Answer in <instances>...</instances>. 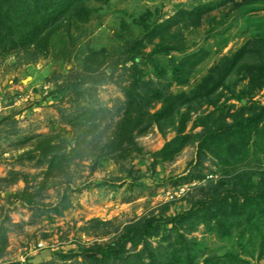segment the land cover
<instances>
[{
	"label": "rangeland",
	"instance_id": "374dc122",
	"mask_svg": "<svg viewBox=\"0 0 264 264\" xmlns=\"http://www.w3.org/2000/svg\"><path fill=\"white\" fill-rule=\"evenodd\" d=\"M221 1H90L89 22H66L52 36L46 55L0 50V264L28 257L33 264H116L121 262L117 256L91 261L81 250L111 244L149 217H173L198 203L209 211L196 225H162L128 255L145 250L143 264H151L148 254L158 264L162 259L184 264L185 254L186 264H213L235 252L244 264H264V239L245 241L243 250L238 228L224 230L230 224L226 216H220L226 233L218 235L214 226L222 210H234L243 195L258 193L264 184V120L235 137L207 133L235 122L222 120L227 112L252 102L264 107V88L251 101H241L245 72H234L216 93L181 108L189 115L183 135L192 140L174 156L163 159L160 152L177 136L179 116L136 134L126 153L103 151L125 111L123 88L130 84L132 64L136 79L145 84L137 93L157 86L189 94L248 41L264 40V1L239 9L228 3L196 27L172 25L178 36L169 54L155 52L158 39L144 41L136 62L127 54L128 44L179 10ZM200 50L204 59L186 83L172 82L174 67ZM92 52L105 55L95 71L85 68ZM257 62H264V55L242 63ZM157 70H164V77ZM160 107L154 103L150 110ZM88 109L101 110L94 124L72 121ZM47 141L60 149L47 153ZM55 156L60 159L54 161ZM27 195L34 197L30 204ZM131 247L127 243L126 249Z\"/></svg>",
	"mask_w": 264,
	"mask_h": 264
},
{
	"label": "trees",
	"instance_id": "16d2710c",
	"mask_svg": "<svg viewBox=\"0 0 264 264\" xmlns=\"http://www.w3.org/2000/svg\"><path fill=\"white\" fill-rule=\"evenodd\" d=\"M90 1L105 3L110 0H0V50L3 52L14 50L17 53L32 51L35 55H46L50 48L52 36L62 29L66 22L71 20L83 24L89 22L90 11L87 9V4ZM260 1L264 0H222L217 5H199L192 10H179L170 19L150 28L143 39L135 40L128 44L127 54L136 62L137 54L145 47L144 41L152 42L154 39L159 40L155 44V52L169 54L171 50L176 49L170 43L175 41L178 36V33L171 32L172 25L183 23V27L185 28L196 27L209 12L218 6H227L228 3H231V9H239L240 7L252 5ZM258 54L260 56L264 55V40L253 39L248 41L231 57L226 58L221 66L217 65L213 68L211 70L212 73L204 79V83L189 94L184 92L175 94L168 90V88H159L157 86L145 93H137L136 89L145 84L136 79L137 66L132 64L128 68L133 73L130 76V84L123 88L127 98L126 108L118 122L113 138L109 139L103 148V151L105 150L104 153L110 155L118 152L120 154L126 153L128 151L127 146L135 144L134 139L136 134H144L153 124L161 125L162 122L172 121L175 116H179L177 136L168 142L160 152L163 159L174 156L192 140L189 135H183L189 120V115L181 112L183 106L197 98L210 97L225 86L226 80L234 72H245L248 81L246 89L242 92L241 101H251L257 92L264 88V62L242 63L249 56H258ZM204 55L202 50H200L184 57L174 67L171 81L176 82L178 85L186 83L189 75L193 73L204 59ZM104 58L105 55L99 57V53L92 52L85 59V68L89 71H95L103 64ZM156 73L161 77L165 75L164 70H157ZM158 102L161 103L160 109L151 112V107L154 103ZM100 113L101 110L88 109L72 121L83 120L93 123L96 119L100 118ZM228 117L236 119L235 122L225 124L219 129H207L208 136L219 138L224 134H229L235 137L250 129L252 130L264 120V107L256 106L252 102L249 105L241 106L234 113L227 112L224 116H221L222 120H226ZM47 142L48 146L46 143H41L48 147L47 153L60 149L58 145L51 146L50 141ZM56 159H60V157L55 156L54 161ZM225 194L229 195L230 193L225 192ZM24 198L29 204L34 201V197L31 195H27ZM242 198L241 204H237L234 210H222V214H218L219 217L216 216L214 224L218 235L226 233L222 230L223 221L220 218V216H226V220H228L226 224H230L224 230L228 231L232 227L238 228L240 233L236 240L240 248L244 247L245 241L257 239V237L264 239V184H262L261 190L258 193H246ZM235 201L238 202V200ZM207 206V204L198 203L194 204L191 209L173 217H149L143 220L139 227L127 228L120 239L111 244L106 246L95 245L89 249H82L83 257L88 258L87 254H93L89 257L91 261H98L99 259L108 261L113 256H117V259L119 258L121 262L116 264H143L145 250L128 255L129 251L136 249L141 239L155 233L162 225L175 226L184 225L185 223L196 225L201 216L209 211L205 210ZM213 211L217 212V210ZM129 242H132V250L126 249V245ZM263 254L264 248L261 250L260 255L263 256ZM148 257H150L151 264H158L156 256L148 254ZM183 259L184 264L188 261L190 262L188 254H185ZM219 261L216 260L213 264L245 263V260H242L235 252H228L223 261ZM162 263L168 264L169 262H164V259H162ZM6 264H33V258L28 257L23 263L15 261Z\"/></svg>",
	"mask_w": 264,
	"mask_h": 264
},
{
	"label": "water",
	"instance_id": "95a60500",
	"mask_svg": "<svg viewBox=\"0 0 264 264\" xmlns=\"http://www.w3.org/2000/svg\"><path fill=\"white\" fill-rule=\"evenodd\" d=\"M92 255H93V254H87L86 256H87V257H91Z\"/></svg>",
	"mask_w": 264,
	"mask_h": 264
},
{
	"label": "built area",
	"instance_id": "2783aa9c",
	"mask_svg": "<svg viewBox=\"0 0 264 264\" xmlns=\"http://www.w3.org/2000/svg\"><path fill=\"white\" fill-rule=\"evenodd\" d=\"M39 247H41V246L39 245Z\"/></svg>",
	"mask_w": 264,
	"mask_h": 264
}]
</instances>
